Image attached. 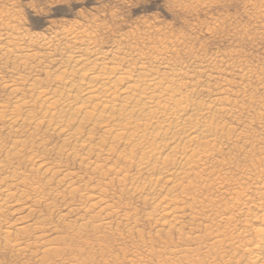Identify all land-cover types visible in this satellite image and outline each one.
<instances>
[{"label":"bare ground","instance_id":"bare-ground-1","mask_svg":"<svg viewBox=\"0 0 264 264\" xmlns=\"http://www.w3.org/2000/svg\"><path fill=\"white\" fill-rule=\"evenodd\" d=\"M12 23L0 29V63L6 60L14 66L7 78L0 71V90L7 94L0 101L1 217L28 215L41 204H61L67 194L78 195L82 201L78 209L86 206L81 218L100 207L99 212L94 209L99 216L111 207L105 188L116 183L126 198L150 207L144 219L157 226L156 232H179L177 225L184 216L180 213L188 210V222L199 227L205 223L210 249L227 258L226 264H264V129L254 130L256 123L264 125V94L255 95L257 100L247 89L254 80L258 92L264 93V72L236 62L235 50L198 55L190 45L186 51L181 46L186 42L180 45L162 27L166 35L161 36L157 25L155 38L122 33L123 38L114 39L106 51L88 27L64 28L54 34L55 41L36 42L42 52L38 54L31 40L19 45L22 34ZM178 48L187 61H180ZM235 79L240 86L234 87ZM69 164L101 182L109 177L110 181L95 187L97 194L87 182L79 191L76 184L82 177L71 172ZM72 208L66 213H78ZM66 213L58 214L59 220ZM21 219L14 217L13 225L25 222ZM1 222L0 250L36 257L30 246L33 239L40 242L39 235L35 239L32 230L28 233L33 236L29 246L19 237L27 226L13 227L5 221L9 227L1 230ZM43 255L45 261L48 253Z\"/></svg>","mask_w":264,"mask_h":264},{"label":"rangeland","instance_id":"rangeland-1","mask_svg":"<svg viewBox=\"0 0 264 264\" xmlns=\"http://www.w3.org/2000/svg\"><path fill=\"white\" fill-rule=\"evenodd\" d=\"M185 1L184 0H0V21H1L0 29L3 30L4 28L2 29L1 27H4L3 25H6L7 23L10 26L9 22L10 23L15 22L12 23L11 27H13L15 24V27L23 31L22 32L19 30V32L22 34L21 35L22 38L20 37L21 41H19L22 43H19V45L21 47H24L31 40L34 42V46L32 48L34 53H38L39 52V50L37 49L38 45H36L35 47V44L41 42L42 38H44L43 40L46 41L48 40L51 42L55 41L53 39L55 38L57 39L58 36L56 35L59 34L57 33V31L58 30L60 31L61 29L64 30V28H67L66 30H68L71 28H75L77 26L76 28H81L85 30L88 27L89 29H91V31H93L92 33H95L94 34L95 38H98L96 39L97 40L96 42L99 46H101V48H104L103 49L104 51H106L107 49L110 48V46H112L113 42L115 41L114 39L118 40L123 38L124 37L123 35H125L126 32L129 33L128 35H130L131 33V35H135V36L137 32H139V35L137 34L138 37L140 35L143 36L146 33V35H150L152 38H155L156 36L153 35V33L155 34V31L159 30L158 28H160L159 30L160 32L162 28H164L166 33L167 31L168 33L166 35L163 32L164 30H162V32L160 33L161 36L162 35L168 36V34H170V37L172 38L175 37L176 39H174V41H178L180 45L186 42V44L181 45V46H185L182 48L184 49L186 47L189 48L191 45L190 47L191 51L195 54L198 53V55H200V53H202L201 55H206V54L212 55L215 54V52L216 53L221 52L222 54L219 55H227L235 50L233 53L239 54V57L235 59L236 62L245 65L247 69L250 70L256 68L254 69L255 71H257L256 73L260 72L261 74L264 72V18H263L264 2H262L264 0H256V1L255 0H185ZM254 1L256 2V4ZM250 3L253 7H251ZM12 6H14V8ZM257 7L258 10H255L257 9ZM259 8L261 12H259ZM7 11L9 12V14L7 13ZM15 12H16L15 15L17 17L16 18L17 20L13 21V19H15V15H14ZM257 13H260L261 15ZM258 15L259 17L260 16L261 17L259 18ZM8 18L11 19V21L9 20L8 22L7 20V23L4 22ZM16 21L19 22L20 27H18L19 25L18 22ZM2 22L3 24H1ZM143 23L146 25L147 24L149 25V23L151 24L149 26L147 25L149 27L148 30H147L148 27ZM152 24L154 25V27L152 26ZM156 25L158 26V28L156 27ZM92 28L95 29L92 30ZM135 28L137 31L134 30ZM154 28H157V30H155ZM89 29L87 31H89ZM149 30H151L152 33L151 31L148 32ZM26 33L30 35L28 34L26 35ZM55 33H56L55 35L56 37L54 36ZM120 34H122L123 37H121ZM176 34L179 35L177 36ZM181 34L185 37L180 36ZM32 35L35 36L33 37ZM24 36L25 37L27 36L29 38L26 39ZM36 38H38L39 40ZM178 38H180V40ZM26 40L27 43H25ZM181 40L184 41L181 42ZM2 44L3 42L0 41L1 46ZM198 48L200 49V51H197ZM178 50L179 52H181L179 53L180 61L181 62L187 61V59H185L186 55L182 53V49L178 48ZM41 53L42 52L40 51L38 54ZM242 57L244 58L242 59ZM3 61L4 60H2V63H0V71H2L1 72L2 76L7 78L10 76L9 75L10 72L12 73L14 72L11 71L13 70L14 66H12L10 61L5 60L6 62L5 61L4 62L6 64ZM8 69L10 71H8ZM21 74L23 75V72H21ZM262 75L264 76V73ZM234 82H233L234 87L240 86V83H238L237 79H235ZM246 85H248V83H246ZM250 85L251 86L247 87V89H249L248 94L252 95L253 93L254 98L256 96L258 98H261L262 97L261 95H263L264 93L258 92L259 90L258 88L260 86L257 84V82L253 80ZM242 86L244 87V85ZM254 87L257 89V91ZM254 90L258 94L254 93ZM6 95H7L6 92L2 93V91L0 90V101L4 100L6 98ZM257 97L256 99L258 100ZM256 125L258 124L256 123L254 126L255 131L257 130L260 131L261 129H264V125H261L263 128H261V126L259 125L258 126ZM69 167H71L70 168L71 172H73L75 175L78 174V176L82 177V183L80 182L79 184L78 183L76 184V187L78 188L79 191L83 190L82 189L84 188L83 183L87 182L90 183V187L94 188L95 189L94 193L97 194L98 192L97 189H99V187L101 186L99 184H101L102 182L108 183V181H110L108 180L110 179L109 177L107 180L101 182V179L99 180V178L98 179L96 178L97 176L93 177L91 174H84V172L77 170L78 168L76 166L69 164ZM111 185H112V189L110 188ZM111 185L108 187L109 190L105 188L108 191L104 189L105 190L104 192H107L105 194H108V196L104 194L106 198L110 196L109 200L107 198V201L109 202L111 207L109 208V210L107 211L105 210L103 211V213L98 214L99 216L102 215L100 217L97 216V212H99L98 209L100 210L99 207V208H94L95 210H97V212L94 209H90V211H87L88 213L85 216L86 218L84 217L81 218V215L84 213L83 211L85 210L84 208L86 206L84 207L83 205L82 206L83 209H80L81 208L80 204L82 201L79 202V197L77 194H70V195L67 194L65 196L67 198L62 199V203H61L62 205L59 204L60 201H56V202L53 201L54 203L52 202L53 205L49 206L50 208L48 206H45L44 204H41L43 205V208L41 207V205L37 207L36 206L33 207L32 212H34V214L30 212L31 214H33L31 215L32 217L30 216L31 218L29 217L30 214L29 212L28 215L26 213L25 215L24 213L23 214L13 213L11 214L13 216V219L12 217H10L11 215H9V213L4 214L2 217L0 216V222L3 219L2 220L3 222H1L2 223L1 226L3 228L1 230H4L5 228L9 227V226L7 227V225H4L5 221H6L5 223L12 224L11 226L13 227L18 225L20 226L23 225V227L27 226L25 230L26 231L25 234H20L19 237L21 236L22 238L23 236L22 239L25 238L23 242L26 241L24 243L25 244L27 243V245L29 246L31 245L33 236L36 239L37 238L36 235L37 236L39 235L38 237L40 238L46 235L45 237L42 238V240L39 238L38 241L40 242L36 243L34 239L32 241L33 244L30 247H32L31 250L32 254H35L36 257L31 256L30 253L29 254L25 253L22 255V256L25 255L24 258L21 256V254H17L16 252L10 253V250H8L9 251L8 252L5 249H1L0 264H21L22 262H24L22 264H42L43 262H46V264H226L225 260L227 258H223L221 254L217 253L216 249L215 250L210 249L209 244L211 242L209 240H206L205 238V232H204L205 223H201V226L199 227V223L196 224L194 222L191 223V221H189L190 223L188 222L187 219L190 220L189 217L190 213L188 210H187L188 212L184 211L185 213L183 212V214L180 213L181 216L184 215L182 217L183 219L181 220V222L183 220L185 221H183V223L181 222L178 223L177 228L179 227L178 228L180 230L179 232L177 229H174V231L165 229L162 230L161 233L156 232L157 226L153 225L152 223L150 225L149 224L150 222L148 223V221L144 219L146 213L151 211L150 207L139 204L138 203L139 201H137L136 199L132 198L133 200H131V197L129 196H127L126 198L125 196L127 194L125 195V193L120 192L121 189L117 188L116 183L115 184L113 183ZM118 197L120 198L119 200L116 199ZM128 197L130 198V200H128ZM132 201L134 202L132 203ZM135 202H137V204ZM67 203H70L69 207L70 208L73 207L72 209L74 208L78 209V207H80L78 210L77 209L75 210L78 211V213L76 212L71 213L72 215L74 214L73 216H71V214L66 213L67 212L66 210L69 208L67 206L68 205ZM65 205L67 208L64 207ZM53 207L56 210L58 208L57 212L55 209L53 210ZM63 207L65 209H63ZM50 209L54 213L52 211H49ZM61 209H63L65 212ZM34 210L35 211L38 210V211L35 212ZM40 211H42L41 214ZM38 212L39 214H37ZM62 213L63 214L66 213V216L67 215L68 216L65 217V219L59 220L58 217L60 215H63ZM111 213H113V215H111ZM186 213H189V215H187ZM36 214L39 215L40 217H37ZM104 214L105 216L106 214H110L111 217L110 215H108L109 217L108 216L105 217ZM20 216L22 219L24 218L25 222L21 221L23 224L22 223L20 224V221L19 223L14 222V224L17 223L18 225L17 224L13 225L14 217L18 218ZM24 216L27 217V219H25ZM35 216L39 219H37ZM127 216H130V220H129L130 222L129 221L127 222V220H125ZM76 217L79 219L81 218L83 220L80 221L81 219L79 220ZM90 217L92 218V220L88 221L89 223L86 222L87 220L91 219ZM104 217L105 219L107 218V220H104ZM74 218L77 220H75ZM45 219L48 221H46ZM131 219L132 220L136 219L137 223L136 220H134L133 223ZM32 221L35 223H32L33 225L31 226L30 224ZM49 221L51 222L49 223ZM43 223L45 224V226L49 224L50 226L45 227ZM42 227L44 228V230ZM34 228H36V230L39 231V234H37L38 232H36ZM41 231L44 232L43 234L45 235H43ZM166 231L168 232V234H165L167 233ZM171 231L173 232L170 233ZM28 233L32 234L33 236L31 237V235H29ZM42 242L46 243L44 245L47 246H43ZM2 245L3 243L1 241L0 246ZM35 245L37 247H35ZM39 245L41 246L39 247ZM43 247L44 248L46 247L47 250H45L46 248L43 249ZM51 247L52 249H54V251L53 250L51 251ZM55 249H57L58 251ZM40 250H42V252ZM43 251L44 253L47 251L46 254H44ZM43 254L45 256L47 255L46 258ZM49 254H51L52 256ZM42 255L44 256L43 258H45V261H43V259L41 258ZM37 258L39 261L37 260ZM25 259H28V261ZM40 259L42 260V262Z\"/></svg>","mask_w":264,"mask_h":264}]
</instances>
